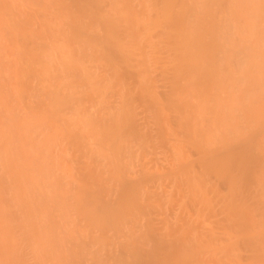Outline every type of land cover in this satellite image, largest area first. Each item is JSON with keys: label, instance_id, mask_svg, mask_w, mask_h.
Instances as JSON below:
<instances>
[{"label": "bare ground", "instance_id": "1", "mask_svg": "<svg viewBox=\"0 0 264 264\" xmlns=\"http://www.w3.org/2000/svg\"><path fill=\"white\" fill-rule=\"evenodd\" d=\"M0 264H264V0H0Z\"/></svg>", "mask_w": 264, "mask_h": 264}]
</instances>
